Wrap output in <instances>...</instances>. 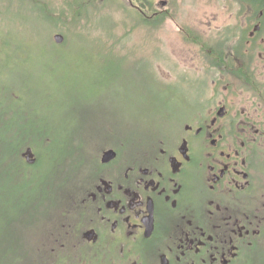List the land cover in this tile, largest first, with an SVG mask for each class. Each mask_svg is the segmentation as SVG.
Instances as JSON below:
<instances>
[{
	"label": "flooded vegetation",
	"instance_id": "flooded-vegetation-1",
	"mask_svg": "<svg viewBox=\"0 0 264 264\" xmlns=\"http://www.w3.org/2000/svg\"><path fill=\"white\" fill-rule=\"evenodd\" d=\"M30 1L41 9L47 3ZM123 1L148 28L160 30L172 18L173 0ZM231 15L212 35L183 29L201 68L194 78L173 64L175 87H198L176 93L172 127L139 144L104 147L73 201L40 209L31 242L15 248L13 264H258L264 0H234ZM31 147L22 154L30 167L40 159ZM109 150L116 155L104 162Z\"/></svg>",
	"mask_w": 264,
	"mask_h": 264
},
{
	"label": "rangeland",
	"instance_id": "rangeland-1",
	"mask_svg": "<svg viewBox=\"0 0 264 264\" xmlns=\"http://www.w3.org/2000/svg\"><path fill=\"white\" fill-rule=\"evenodd\" d=\"M173 3L154 30L123 0H47L43 9L0 1V264H13L17 246L25 251L40 209L73 201L104 147L139 144L174 124L176 93L198 84L175 87L173 64L194 78L201 68L182 31L229 25L234 0ZM83 131L81 158L71 150ZM31 146L40 157L32 167L22 162Z\"/></svg>",
	"mask_w": 264,
	"mask_h": 264
},
{
	"label": "trees",
	"instance_id": "trees-1",
	"mask_svg": "<svg viewBox=\"0 0 264 264\" xmlns=\"http://www.w3.org/2000/svg\"><path fill=\"white\" fill-rule=\"evenodd\" d=\"M144 24H146V23H144ZM83 132L80 135V139L74 142L75 146L74 145L72 146V149H74V150L73 151L71 150V153H76V152L79 153L80 152L79 154L81 155V158L84 157L83 154L85 153V148H86V146H85L86 145V138H85L86 135H85V132L84 133ZM68 152H70V151H68Z\"/></svg>",
	"mask_w": 264,
	"mask_h": 264
},
{
	"label": "water",
	"instance_id": "water-1",
	"mask_svg": "<svg viewBox=\"0 0 264 264\" xmlns=\"http://www.w3.org/2000/svg\"><path fill=\"white\" fill-rule=\"evenodd\" d=\"M54 39H55V42H56L57 44H62V43L64 42V37H63L62 35H56V36L54 37ZM115 155H116V153H115L114 150H109V151H107V152L104 154L102 160H103L104 162H109V161H111L112 159H114ZM30 158H31V155L28 156L27 160H28L30 163H33L34 160H33V159H30Z\"/></svg>",
	"mask_w": 264,
	"mask_h": 264
}]
</instances>
